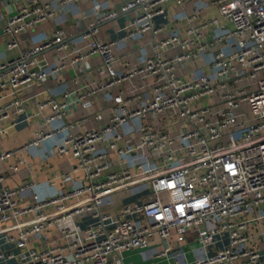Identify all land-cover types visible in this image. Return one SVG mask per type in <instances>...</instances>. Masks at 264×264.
<instances>
[{
	"label": "built area",
	"instance_id": "obj_1",
	"mask_svg": "<svg viewBox=\"0 0 264 264\" xmlns=\"http://www.w3.org/2000/svg\"><path fill=\"white\" fill-rule=\"evenodd\" d=\"M78 1L62 0L61 6ZM171 2L188 0H130L120 13L139 14L115 40H100L90 25L81 35L84 44L70 51L64 30L55 26L49 39L0 64V87L11 94L0 106L2 135L11 116L26 112L20 89L30 93L51 75L93 58L101 63V81L74 82L80 119H67L72 93L62 102L51 96L38 104L39 111L50 113H35L33 138L0 153V167L18 158L9 173L25 164L24 153L48 142L58 157L74 161L61 176L67 187L49 199L38 196L33 181L0 189V235L16 232L8 239L16 253L0 251V261L123 264L121 253L145 250L157 237L161 248L155 257L167 264H264V0H212L224 22L213 17L193 26L198 17L192 14L183 35L152 41L153 57L118 70L117 45L159 35L163 29L153 20L165 17ZM55 13L43 0H22L5 22L7 48H18V35L51 21ZM116 15L112 11L104 19ZM51 51L59 56L55 67L37 60ZM106 94L111 107L101 124L91 108ZM73 174L82 176L80 185L70 184ZM128 197L138 200L124 203ZM115 202L121 209L114 220L102 209ZM49 208L55 210L45 213ZM84 214L95 221L82 242L68 243L74 229L62 228V246L31 245L54 225ZM195 248L202 257L188 260Z\"/></svg>",
	"mask_w": 264,
	"mask_h": 264
},
{
	"label": "crops",
	"instance_id": "obj_2",
	"mask_svg": "<svg viewBox=\"0 0 264 264\" xmlns=\"http://www.w3.org/2000/svg\"><path fill=\"white\" fill-rule=\"evenodd\" d=\"M43 1L55 10L56 13L53 19L18 35V48L9 50L7 48L9 37L3 31L5 22L7 17L16 13L22 4V0H0V64L17 59L22 52L40 45L46 39H49L55 26L64 30L65 41L68 43L70 51H72V49H77L84 44L81 40V35L90 25L98 29L100 40H115L126 33V28L139 14L138 10L120 13V9L126 6L130 0H79L67 7L61 6L62 0ZM211 1L188 0L183 5L176 4L175 2L168 3L165 7V17L153 20L154 27H161L163 29L159 35L153 36L152 33H148L143 37L117 45L115 50V55L118 59L117 69L121 70L122 65L126 63L134 64L144 58L153 57L150 43L152 41L154 43L172 33L183 35L185 29L189 26L188 19L192 14H196L198 17L197 20L190 22V25L193 26H198L200 22L213 17L224 22L219 16L218 9L211 5ZM112 11L116 12L117 15L113 19H104ZM209 31L213 32L212 29ZM36 58L41 64L46 62L49 66L55 67L59 56L51 51L41 53ZM100 68V59L93 58L77 65L75 68L51 75L48 81L35 86L30 93L29 91L26 92L20 89L18 95L23 100V107L26 112L25 114L11 116L10 120L3 126L6 129V133L0 135V153L20 148L33 138L34 133L38 129V119L34 117L35 113L38 111L43 116L50 113L49 109L39 111L38 104L47 101L51 96L57 102H62L64 101L63 95L65 93H72L71 99L74 103L70 107L67 119L70 118L73 121L80 119L83 116V112L79 110L80 107L78 105L76 106V86L74 82L76 81L79 86H83L85 83L101 81L97 72ZM203 70L207 72V69L204 68ZM0 97V106H2L11 99L10 89L0 87ZM110 107L111 95L106 94L94 102L91 113L99 115L102 124L109 116ZM87 128H90V126L80 127V131H85ZM51 146L52 143L48 142L42 148L24 153L21 157L25 160V164L19 167L16 173H9L8 169L17 163V157L2 163L0 170L3 171L4 181L0 183V189L13 190L23 184V182L33 181L38 185L36 193L43 200L61 193L63 188L67 187V183L62 180L61 176L69 171L71 166L74 165V161L70 157H58L50 149ZM71 180L70 184L72 186H78L82 182V176L73 174ZM112 198L118 200L119 196L117 195ZM137 200L138 198L136 197H128L124 200V203L126 201L127 204L135 203ZM22 201L25 200L22 199ZM20 206H24V204L21 202ZM120 209L121 204L115 202L112 207L104 208L102 211L112 214L115 220L118 217ZM54 210V208H49L45 210V213H52ZM94 221L95 219L89 214L77 216L72 221H63L60 224L54 225L50 229L51 231L48 230L42 233L39 238H33L34 243H31V245L37 249L59 246V243L62 246L65 243V241L59 240L62 228L74 229V237L69 238L68 243L78 240L82 242L84 240L85 229L92 225ZM10 237H16V232L13 231L0 235V251L4 252V255H7L9 252L12 254L16 253L14 245L8 241ZM171 246L175 247L174 243ZM160 248L161 244H159L158 238L155 237L154 242L149 248L142 251L123 252L119 257L123 264H167L165 259H157L155 257ZM179 249L183 250L184 247H179ZM202 255L203 252L195 248L187 256V259L192 261L195 258L202 257ZM15 263V260L0 261V264Z\"/></svg>",
	"mask_w": 264,
	"mask_h": 264
},
{
	"label": "rangeland",
	"instance_id": "obj_3",
	"mask_svg": "<svg viewBox=\"0 0 264 264\" xmlns=\"http://www.w3.org/2000/svg\"><path fill=\"white\" fill-rule=\"evenodd\" d=\"M48 150H49V149H48ZM123 194H128V193H120L119 195H123ZM125 203H127V201H126Z\"/></svg>",
	"mask_w": 264,
	"mask_h": 264
}]
</instances>
